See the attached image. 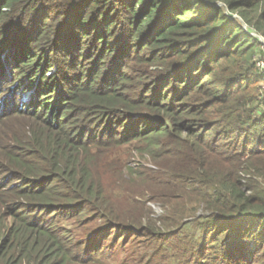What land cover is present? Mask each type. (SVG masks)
<instances>
[{
  "label": "trees",
  "instance_id": "obj_1",
  "mask_svg": "<svg viewBox=\"0 0 264 264\" xmlns=\"http://www.w3.org/2000/svg\"><path fill=\"white\" fill-rule=\"evenodd\" d=\"M254 31L264 0H0V120L32 117L0 264H264Z\"/></svg>",
  "mask_w": 264,
  "mask_h": 264
},
{
  "label": "rangeland",
  "instance_id": "obj_2",
  "mask_svg": "<svg viewBox=\"0 0 264 264\" xmlns=\"http://www.w3.org/2000/svg\"><path fill=\"white\" fill-rule=\"evenodd\" d=\"M246 26V25H245ZM253 34L258 37L259 39V42H260V45H259V48L257 49L256 51V56H255V59H256V62L258 63H262L264 62V34H262L261 32H253ZM256 63V66H257V69L262 71L260 67H258ZM260 87H261V96H262V101L260 104H258V107L264 111V82L260 84ZM27 94V93H26ZM9 112V111H7ZM257 114V113H256ZM12 116L10 118H7V119H4V120H0V131H4L5 129H7V127L11 126V127H16V128H22L26 125H28V123H32V117L30 114H25L23 116H19V115H16V114H11ZM36 125H33L32 127H35ZM9 130V129H8ZM1 142V140H0ZM139 160V159H137ZM151 166L149 162H147L146 160V157H145V166ZM1 177V176H0ZM263 184H264V181L262 178L259 179ZM118 184H121L117 181ZM121 187V186H120ZM116 189L118 192L121 191V188H114ZM147 201V203L151 206L152 208V212L151 214L155 217H160L162 216L166 211L165 209H163V207H161L160 205L152 202V201H149L148 200V195L145 196V202ZM3 211L4 210H0V226L3 228L5 227V222H3L1 219H2V214H3ZM100 222L102 221L101 218L98 219ZM68 227H71V228H77V223H75L74 221H71V222H68L66 224ZM3 230L2 229L0 231V243L4 237L3 235ZM80 233L82 234L83 231L81 229H79ZM79 233V232H78ZM79 233V235H80ZM119 256H122L123 258L122 259H125L127 257L128 259V256L123 253L122 254H119ZM110 264H113L112 262H109Z\"/></svg>",
  "mask_w": 264,
  "mask_h": 264
},
{
  "label": "built area",
  "instance_id": "obj_3",
  "mask_svg": "<svg viewBox=\"0 0 264 264\" xmlns=\"http://www.w3.org/2000/svg\"><path fill=\"white\" fill-rule=\"evenodd\" d=\"M257 65H258V67L261 68L262 71H264V62H262V63L258 62Z\"/></svg>",
  "mask_w": 264,
  "mask_h": 264
},
{
  "label": "clouds",
  "instance_id": "obj_4",
  "mask_svg": "<svg viewBox=\"0 0 264 264\" xmlns=\"http://www.w3.org/2000/svg\"><path fill=\"white\" fill-rule=\"evenodd\" d=\"M29 95H30V92H28L27 94H25V98L28 99Z\"/></svg>",
  "mask_w": 264,
  "mask_h": 264
}]
</instances>
